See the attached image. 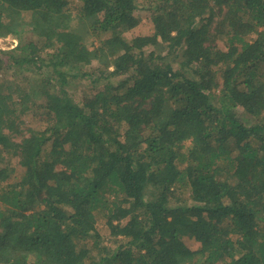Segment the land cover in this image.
Segmentation results:
<instances>
[{
    "label": "trees",
    "instance_id": "16d2710c",
    "mask_svg": "<svg viewBox=\"0 0 264 264\" xmlns=\"http://www.w3.org/2000/svg\"><path fill=\"white\" fill-rule=\"evenodd\" d=\"M69 1L0 0V264H264V0Z\"/></svg>",
    "mask_w": 264,
    "mask_h": 264
},
{
    "label": "rangeland",
    "instance_id": "374dc122",
    "mask_svg": "<svg viewBox=\"0 0 264 264\" xmlns=\"http://www.w3.org/2000/svg\"><path fill=\"white\" fill-rule=\"evenodd\" d=\"M77 1L76 0H70L69 1V9L70 11H72V13H75V7H76ZM137 16L140 18V22L139 25L134 28L133 30H131L130 32H127L124 34V38L128 41H130L132 38L137 37V36H147V35H152L153 34V26L151 24V20H150V13L147 12L146 10H138L136 12ZM26 18H28V16H26ZM216 20H212V21H208L206 18L204 20H202L201 23V33L205 36H215L216 37V32H217V23ZM224 42L220 39L218 40V46L221 49H226L224 47ZM15 46V41L12 39V37H5V38H0V50L5 51V52H9L13 49V47ZM99 61L98 60H92L91 64L87 67V69H96L99 67ZM82 83H86L84 81L80 82ZM81 96L78 92H77V97ZM31 126L32 127H36L37 129L42 128L41 123H39L38 119H35V121H31ZM6 161V160H5ZM18 160L14 157H9L8 163H7V167L9 168H16V164H17ZM16 170V169H15ZM16 174L19 173L18 170H16L15 172ZM13 177H15V175ZM17 177V176H16ZM185 197H187V195H184ZM98 229L101 232V234H106V230L104 229V227H102V225H98ZM109 244H112L111 242ZM190 249L192 250H196L197 249V245L193 244V242L188 243Z\"/></svg>",
    "mask_w": 264,
    "mask_h": 264
}]
</instances>
